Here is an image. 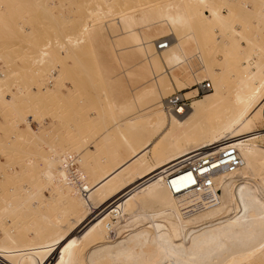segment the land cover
<instances>
[{"label":"rangeland","instance_id":"obj_1","mask_svg":"<svg viewBox=\"0 0 264 264\" xmlns=\"http://www.w3.org/2000/svg\"><path fill=\"white\" fill-rule=\"evenodd\" d=\"M259 1L220 2L230 23L213 32L209 41L200 17L202 7L195 0H0V246L7 233L31 242L35 236L43 239L73 227L79 216L100 203L97 189L105 176H127L132 165L125 158L140 141L158 140L148 162L161 166L156 152L173 149L153 128L155 110L169 117L160 104L182 92L177 85L193 73L199 82L210 80L213 90L191 102L214 92L212 76L222 72L226 92L236 96L240 73L249 69L241 44L257 49L252 51L255 64L250 63V69L264 70V19L259 17L264 0ZM170 5L175 6L171 11ZM191 7L197 11L196 24L191 19L180 26L172 23L171 12L180 8L188 17ZM205 13L210 16L207 9ZM131 15H136L134 24ZM163 18L170 23L145 28ZM179 35L182 61L170 68L160 62L162 51L155 42ZM211 60L220 64L221 73L207 74L203 62ZM162 71L166 73L158 84L154 73ZM260 113L251 133L256 134L252 141L264 145V110ZM136 117L141 118L130 130L129 119ZM246 135L234 137L243 140ZM59 155L62 162L47 160ZM57 172L61 183L47 178ZM255 172L254 182L264 177V167L257 166ZM257 187L262 185L258 182ZM161 210L154 198L137 193L104 221L113 230L112 239H120L129 229L150 226L148 214ZM179 210L189 217L205 209ZM155 220L168 224V216L161 212ZM86 241L81 238L76 249L85 253L93 247L94 241Z\"/></svg>","mask_w":264,"mask_h":264},{"label":"bare ground","instance_id":"obj_2","mask_svg":"<svg viewBox=\"0 0 264 264\" xmlns=\"http://www.w3.org/2000/svg\"><path fill=\"white\" fill-rule=\"evenodd\" d=\"M195 1L202 7L200 17H202V23L204 22L203 30L206 38L211 41L213 32L219 31L221 27L230 23L222 8L218 6L225 0H204L205 3L213 6L220 19L207 15L201 0ZM173 7L175 6L170 5L167 10L171 11ZM190 9L192 11L188 17H183L185 12L180 8L171 12L172 23L180 26V23L186 19L195 22L197 11L193 7ZM259 17L261 20L264 19V13ZM129 18L131 23H136V15H131ZM117 22L120 24L121 18L117 19ZM165 22L170 23L168 19L163 18L146 25L145 28L150 29V26ZM179 36L164 39L169 41V50H175L181 57L183 37ZM246 39L253 43V40ZM159 41L155 42V47L158 51H162L160 62L170 68L178 66L179 64L174 61L169 63L167 53L157 47ZM241 47L245 51L249 69H242L244 72L240 73L242 78L239 75L241 79L237 84L236 96L226 92V77L219 69L220 64L211 60L212 62H203L207 74L211 73L209 74L211 76L217 72L221 73L220 77L212 76L214 92L204 98L193 100L183 115L167 111L164 108L166 98L160 105L170 113V116L167 117L161 110H155L153 128L161 132L160 140L167 141L173 149V151L161 152L159 155L156 152L161 166L150 165L148 162L149 153L158 140L148 138L140 141L137 147L131 146V152L125 159L130 161L132 168H128L127 176L124 174H119L117 177L105 176L104 179L107 180L99 188L97 187V195L99 200L101 199L97 206H93L94 208L79 216L73 227L64 232L56 231L48 234L43 239H40L41 236H35L29 242L25 238L18 240L14 235L7 233L4 235V244L0 246V253H2L0 264H13V262L14 264H33L36 260H39L40 264H58V257L64 255L63 247H67V244L72 241H76L77 244L83 237L87 240L86 243L94 241L93 247L84 253L82 249L77 250L75 244L70 255L65 257L69 264H82L84 261L85 264H264V177L257 182L253 181L256 167H264V145L252 141L256 134L251 133L253 123L262 117L260 111L264 110V70L258 65L256 71L250 69V63L255 64L252 51L257 49H245L242 44ZM146 59L151 63L150 54ZM165 73V71L154 73L153 80L159 84V76ZM164 83L167 84V80H164ZM140 118L129 119L130 130L136 128L134 123ZM242 134H247L243 140L234 137ZM149 140L150 142H147ZM229 144L237 146L241 154L242 166L236 172L219 170L213 176L215 184L209 190L199 193L194 189H187L174 193L173 187L179 190L190 181L187 178L175 180L173 187L165 183L167 171L182 164L195 152L216 150ZM49 158L47 160L53 163L55 160L56 163L63 160L62 156L55 157L56 159ZM47 178L58 183L63 180L59 177V172ZM258 182L262 185L261 188L257 187ZM137 193H144L154 198L161 206L160 212L168 216V224L157 222L155 217L160 212L153 211L148 214L150 226L129 229L131 232L127 230L126 235L113 240L111 235L113 230L108 229L104 219L116 207H122ZM31 194L30 197H34L35 194ZM218 199H220L219 204H216ZM178 206L183 213H191L194 209L196 211L203 207L205 210L187 217L182 215ZM78 229L80 234H74ZM60 233H63L60 240L63 247L57 245L48 252L44 245L50 244L51 237Z\"/></svg>","mask_w":264,"mask_h":264},{"label":"built area","instance_id":"obj_3","mask_svg":"<svg viewBox=\"0 0 264 264\" xmlns=\"http://www.w3.org/2000/svg\"><path fill=\"white\" fill-rule=\"evenodd\" d=\"M169 44L167 39H163ZM213 90V83L210 80H203L199 82L196 89L199 97ZM181 91H177L167 97L164 101V108L178 115H183L191 105V99L185 95H180ZM175 97V99H174ZM179 103L184 107L183 113L176 111L175 105ZM242 166L241 154L234 144L225 145L216 150L197 151L182 164L177 165L173 169L167 171L165 174V183L173 187V182L182 178H187L191 175L195 183L191 181L183 185L179 190L173 187L174 193L186 191L187 189H194L196 192L203 193L214 186L213 176L221 169L228 172H236Z\"/></svg>","mask_w":264,"mask_h":264},{"label":"snow or ice","instance_id":"obj_4","mask_svg":"<svg viewBox=\"0 0 264 264\" xmlns=\"http://www.w3.org/2000/svg\"><path fill=\"white\" fill-rule=\"evenodd\" d=\"M201 4L205 9H208V11L210 12V15L213 18L220 19L218 12L214 10L213 6L205 3L204 0H201ZM229 15L231 16V12H229ZM157 47L160 50H163L167 53V58L169 59V63H172L173 61L177 64L181 63L180 57L176 54V51L169 50V44L166 43L163 39H161L158 42ZM177 86L183 90L180 95L182 96L187 95L189 98H194L197 95L196 89L199 86V80L197 78V75L193 73L191 78L184 80L182 84H178ZM175 109L176 111L181 112V113L185 111L184 107H182L179 103L175 105ZM64 179H67V177L64 176ZM187 179L191 181L192 183H195L191 175H189ZM62 236H63V233H60L58 235L51 237V243L48 245H44V247L47 248L48 252H51L53 248L57 245H59V247H63V245L60 244V240ZM75 244H76V241H72L71 243L67 244V247H63L64 255H61L58 257V264H69V261L66 260L65 257L70 255L71 250L75 247ZM33 264H40V261L36 260L33 262Z\"/></svg>","mask_w":264,"mask_h":264}]
</instances>
